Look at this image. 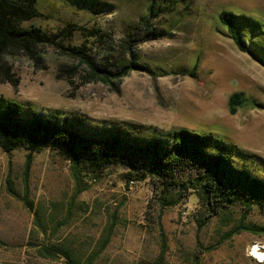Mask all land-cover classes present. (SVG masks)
Listing matches in <instances>:
<instances>
[{"label": "rangeland", "instance_id": "obj_1", "mask_svg": "<svg viewBox=\"0 0 264 264\" xmlns=\"http://www.w3.org/2000/svg\"><path fill=\"white\" fill-rule=\"evenodd\" d=\"M39 10L24 27L85 28L65 45H86L109 71L131 61L148 71L111 83L56 47L41 48L40 63L11 51L0 60V97L133 137L212 133L264 181V0H41ZM226 11L258 24L242 32L248 52L221 22ZM95 30L110 36L106 46ZM236 93L245 102L232 115ZM29 153L0 147V264H264L253 254L264 249V205L214 215L193 176L166 189L125 163L76 174L50 148L34 153L27 173ZM47 245L71 258L45 259Z\"/></svg>", "mask_w": 264, "mask_h": 264}, {"label": "trees", "instance_id": "obj_2", "mask_svg": "<svg viewBox=\"0 0 264 264\" xmlns=\"http://www.w3.org/2000/svg\"><path fill=\"white\" fill-rule=\"evenodd\" d=\"M40 3L41 0H0V60L11 51H19L40 63L43 60L41 48L56 47L86 64L95 76L111 83L121 82L133 71H148L132 61L115 71H109L95 61L91 49L86 45H65L64 42L77 31H87L85 28L69 24L60 32L52 33L41 27H24L39 16ZM220 20L239 50L248 52L242 32L255 30L258 24L228 11L220 15ZM152 36L147 39L156 38L155 33ZM90 37L101 36L95 30ZM101 38L102 45L106 46L110 36L102 34ZM147 39L136 40L135 36H129V42ZM197 68L198 64L191 71L193 77L197 75ZM9 79L17 85L18 81ZM244 102L243 94H233L229 100L230 113L235 115ZM151 133L150 138H140L131 136L123 128H87L81 119L62 118L58 111L47 115L36 111L31 104L24 105L0 97V147L6 153L21 147L29 150L27 173L34 153L50 148L70 161L76 174L82 168L101 170L109 165L125 163L134 169H144L148 176L156 178L166 189L173 188L185 177L193 176L194 184L202 190L214 215L222 213L227 205L238 202H243L247 207L264 205V181L251 172L245 154L237 146L212 133L187 129H175L166 134ZM237 156L243 159L241 163L235 160ZM143 178L141 176L138 180ZM246 229L253 230V226ZM58 253L71 258L61 248L52 249L47 245L41 250L45 259L53 260Z\"/></svg>", "mask_w": 264, "mask_h": 264}, {"label": "bare ground", "instance_id": "obj_3", "mask_svg": "<svg viewBox=\"0 0 264 264\" xmlns=\"http://www.w3.org/2000/svg\"><path fill=\"white\" fill-rule=\"evenodd\" d=\"M263 250L264 249L260 247H256L254 248V251H253L254 256L262 262L264 261V253L262 252Z\"/></svg>", "mask_w": 264, "mask_h": 264}, {"label": "built area", "instance_id": "obj_4", "mask_svg": "<svg viewBox=\"0 0 264 264\" xmlns=\"http://www.w3.org/2000/svg\"><path fill=\"white\" fill-rule=\"evenodd\" d=\"M261 263H264V261L262 262V261H260Z\"/></svg>", "mask_w": 264, "mask_h": 264}]
</instances>
